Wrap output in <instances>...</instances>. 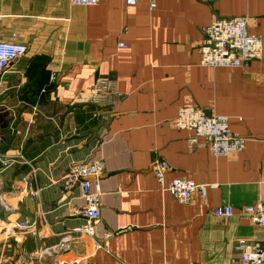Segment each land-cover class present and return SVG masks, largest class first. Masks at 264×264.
<instances>
[{
	"label": "crops",
	"instance_id": "crops-1",
	"mask_svg": "<svg viewBox=\"0 0 264 264\" xmlns=\"http://www.w3.org/2000/svg\"><path fill=\"white\" fill-rule=\"evenodd\" d=\"M236 17L264 49V0H0V41L28 49L0 88V264H238L239 241L264 244L244 216L264 202V52L244 68L201 64L204 34ZM191 106L228 119L243 149L191 152L194 133L175 124ZM92 158L106 171L88 235L81 192L61 181ZM175 179L207 185L206 199L179 203ZM25 219L38 236L16 229Z\"/></svg>",
	"mask_w": 264,
	"mask_h": 264
},
{
	"label": "built area",
	"instance_id": "built-area-1",
	"mask_svg": "<svg viewBox=\"0 0 264 264\" xmlns=\"http://www.w3.org/2000/svg\"><path fill=\"white\" fill-rule=\"evenodd\" d=\"M99 2L100 0H71L73 5L83 7H94ZM126 3L128 6H135L138 0H126ZM263 52L261 38L249 33L247 17L216 20L204 34L200 45L201 64L212 68H244L253 61L262 60ZM27 53L25 45L0 41V88L10 66ZM175 124L179 129L194 133L189 139L191 152L208 146L213 155L227 156L243 149L244 139L231 132L228 119L211 115L199 107L183 108ZM169 169V164L163 160H156L152 165L153 174L162 187ZM105 171V160L92 158L74 163L62 177L61 182L67 191L77 188L81 192L85 206L76 211V214L85 219L86 225L81 232L88 235H93L95 224L100 219L101 182ZM166 191L179 203L190 204L195 193L206 199L208 186L197 185L186 179H175L171 181ZM216 215L231 217L233 209L227 206L220 207L216 209ZM244 216L257 225L264 235V202L246 207ZM16 229L32 237L39 234L27 219L18 223ZM238 248L241 251L238 264H264V244L248 247L245 241H239Z\"/></svg>",
	"mask_w": 264,
	"mask_h": 264
}]
</instances>
